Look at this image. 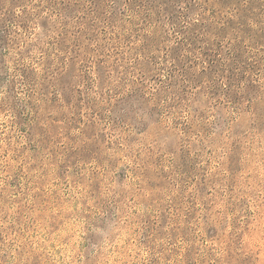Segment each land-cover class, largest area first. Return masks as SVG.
Masks as SVG:
<instances>
[{"label":"rangeland","instance_id":"1","mask_svg":"<svg viewBox=\"0 0 264 264\" xmlns=\"http://www.w3.org/2000/svg\"><path fill=\"white\" fill-rule=\"evenodd\" d=\"M0 264H264V0H0Z\"/></svg>","mask_w":264,"mask_h":264}]
</instances>
